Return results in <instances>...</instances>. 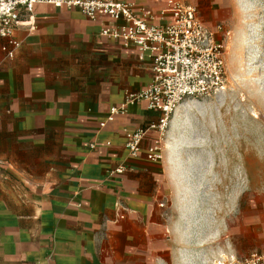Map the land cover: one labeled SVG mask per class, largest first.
<instances>
[{
	"label": "crops",
	"instance_id": "obj_1",
	"mask_svg": "<svg viewBox=\"0 0 264 264\" xmlns=\"http://www.w3.org/2000/svg\"><path fill=\"white\" fill-rule=\"evenodd\" d=\"M116 1L165 7V0ZM220 13L214 21L225 28ZM19 19L12 58L0 37V264H168L176 195L168 148L181 105L160 161L128 157L124 131L145 128L160 113L135 103L105 121L150 83L149 60L101 37L105 18L37 4ZM195 141L176 147L183 167ZM120 164L125 173L110 177Z\"/></svg>",
	"mask_w": 264,
	"mask_h": 264
},
{
	"label": "rangeland",
	"instance_id": "obj_2",
	"mask_svg": "<svg viewBox=\"0 0 264 264\" xmlns=\"http://www.w3.org/2000/svg\"><path fill=\"white\" fill-rule=\"evenodd\" d=\"M191 1L208 27L227 15L226 77L221 93L190 99L208 103L188 128L202 143L187 147L189 173L182 164L181 188L174 182L168 264H247L253 255L264 264V0Z\"/></svg>",
	"mask_w": 264,
	"mask_h": 264
},
{
	"label": "built area",
	"instance_id": "obj_3",
	"mask_svg": "<svg viewBox=\"0 0 264 264\" xmlns=\"http://www.w3.org/2000/svg\"><path fill=\"white\" fill-rule=\"evenodd\" d=\"M37 4L74 10L91 21L105 18L107 22L101 25L99 32L101 37L134 47L139 60H149L150 83L139 92L128 93L123 105L109 110L105 121H112L115 115L124 113L128 105L135 103H143L147 110L160 113L157 122L135 131H124L128 157L143 154L148 161H160L177 108L187 100L211 97L225 88L224 38L227 32L221 25L211 28L203 24L191 0H165V7L159 11L116 0H0V37L6 39L12 49L9 58L19 47L12 31L21 24L20 11L31 17ZM156 20L162 23H155ZM150 133L154 136L143 151V143ZM125 171V166L120 164L108 175L121 176ZM258 261L253 255L247 264Z\"/></svg>",
	"mask_w": 264,
	"mask_h": 264
},
{
	"label": "bare ground",
	"instance_id": "obj_4",
	"mask_svg": "<svg viewBox=\"0 0 264 264\" xmlns=\"http://www.w3.org/2000/svg\"><path fill=\"white\" fill-rule=\"evenodd\" d=\"M258 58L259 57L257 55L252 56L250 60L248 61L247 66L251 67L253 63H256ZM207 103H208L207 101H203L202 103H200L194 100H187L183 103V105L179 107V109L175 113V119L173 120V126L174 128L175 127L177 128L178 127L177 125H179L181 128H183V131L178 130V134L175 137H173V139H170L169 142L173 146L172 148H168V151L170 154L169 155V165H170L171 170L173 171L174 182L177 184V186H179L182 183L181 179L183 177V174L181 173V168L183 167L181 166L182 163L180 162L179 156L177 155L176 147H178L180 142L190 139V137L193 134L192 130L188 129L190 126L191 117L193 115L200 116V117H202L203 114L205 115L204 113L205 111L202 110L203 109L202 105L206 107ZM195 143L197 145H200L202 143V140H199V142L195 141ZM180 188H181V185H180Z\"/></svg>",
	"mask_w": 264,
	"mask_h": 264
}]
</instances>
